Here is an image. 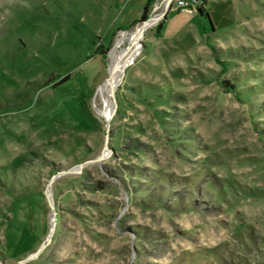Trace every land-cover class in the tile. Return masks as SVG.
Returning <instances> with one entry per match:
<instances>
[{
  "label": "rangeland",
  "instance_id": "374dc122",
  "mask_svg": "<svg viewBox=\"0 0 264 264\" xmlns=\"http://www.w3.org/2000/svg\"><path fill=\"white\" fill-rule=\"evenodd\" d=\"M146 2L0 0V264H264V0H172L108 124Z\"/></svg>",
  "mask_w": 264,
  "mask_h": 264
},
{
  "label": "bare ground",
  "instance_id": "6f19581e",
  "mask_svg": "<svg viewBox=\"0 0 264 264\" xmlns=\"http://www.w3.org/2000/svg\"><path fill=\"white\" fill-rule=\"evenodd\" d=\"M166 2L167 0L161 1V3L164 4L162 11H155L151 16V19L146 23L140 22L132 30L122 31L109 52V76L98 87V92L104 100L101 115L103 114L106 119L109 117L110 111L114 107L113 99L111 97L112 89L120 80L123 67L129 65L134 60L135 56L140 53L141 39L143 38L145 29L161 18ZM159 6L157 5V7Z\"/></svg>",
  "mask_w": 264,
  "mask_h": 264
},
{
  "label": "water",
  "instance_id": "95a60500",
  "mask_svg": "<svg viewBox=\"0 0 264 264\" xmlns=\"http://www.w3.org/2000/svg\"><path fill=\"white\" fill-rule=\"evenodd\" d=\"M171 3H172V0H167V2H166V6H165V9H164V11L162 12V16L161 17H163V16H165L166 15V12L170 9V6H171ZM151 19V16H149L148 17V19H146V20H144V19H141V20H139L138 21V23H140V22H144V23H146L148 20H150ZM144 35L145 34H143V37H144ZM141 44H142V41H141ZM126 65L123 67V69H122V74H121V76H120V80L117 82V84L114 86V88L112 89V98H113V103H114V108L110 111V115H109V117L107 118V121H108V124H110V119H111V117L114 115V113H115V110H117V102H116V98H115V95H116V89H117V86H118V84H119V82L120 81H122V79H123V77H124V75H125V73H126ZM50 182L51 181H49V183H48V187H47V189H46V195H47V197H48V199H49V202H50V204L53 206V203H52V200H51V197H50V194H51V192H50V188H49V186H50ZM53 208H54V206H53ZM54 229H55V225L53 224L52 225V227H51V231H50V233H49V236H47V238L45 239V241H44V243L42 244V246L38 249V250H34L26 259H24L23 260V262L24 261H26V260H29V259H31L32 257H34L36 254H38L41 250H43L44 249V247H45V245L49 242V240L51 239V236H53V233H54Z\"/></svg>",
  "mask_w": 264,
  "mask_h": 264
},
{
  "label": "trees",
  "instance_id": "16d2710c",
  "mask_svg": "<svg viewBox=\"0 0 264 264\" xmlns=\"http://www.w3.org/2000/svg\"><path fill=\"white\" fill-rule=\"evenodd\" d=\"M154 0H147V2L145 3V6L142 10V14H141V19H148L149 15H148V11H149V6L150 4L153 2ZM171 7V6H170ZM199 10H200V13H201V16H206L209 18L208 14L206 13V10L203 8V7H199ZM140 19V20H141ZM139 21V20H137ZM136 21V22H137ZM211 22V21H210ZM163 25H164V21H161L158 25H156V30L158 32V34L161 32L162 28H163ZM105 51H101V54H104ZM64 81V80H63Z\"/></svg>",
  "mask_w": 264,
  "mask_h": 264
},
{
  "label": "built area",
  "instance_id": "2783aa9c",
  "mask_svg": "<svg viewBox=\"0 0 264 264\" xmlns=\"http://www.w3.org/2000/svg\"><path fill=\"white\" fill-rule=\"evenodd\" d=\"M196 4V0H175V8L193 10V5Z\"/></svg>",
  "mask_w": 264,
  "mask_h": 264
}]
</instances>
